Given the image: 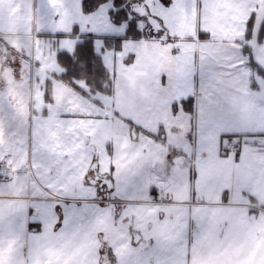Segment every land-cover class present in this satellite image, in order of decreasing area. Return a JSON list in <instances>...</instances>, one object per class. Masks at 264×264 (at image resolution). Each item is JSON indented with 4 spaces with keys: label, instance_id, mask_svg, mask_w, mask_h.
Segmentation results:
<instances>
[{
    "label": "snow or ice",
    "instance_id": "6c2138e0",
    "mask_svg": "<svg viewBox=\"0 0 264 264\" xmlns=\"http://www.w3.org/2000/svg\"><path fill=\"white\" fill-rule=\"evenodd\" d=\"M26 9L0 17V264H264V0Z\"/></svg>",
    "mask_w": 264,
    "mask_h": 264
},
{
    "label": "crops",
    "instance_id": "0c3cea01",
    "mask_svg": "<svg viewBox=\"0 0 264 264\" xmlns=\"http://www.w3.org/2000/svg\"><path fill=\"white\" fill-rule=\"evenodd\" d=\"M26 4L27 0H0V17L3 18L7 30L13 33L18 29L22 31L32 19L27 13Z\"/></svg>",
    "mask_w": 264,
    "mask_h": 264
}]
</instances>
